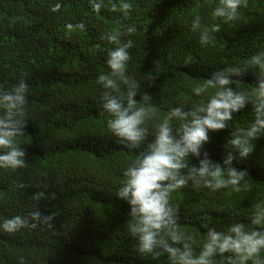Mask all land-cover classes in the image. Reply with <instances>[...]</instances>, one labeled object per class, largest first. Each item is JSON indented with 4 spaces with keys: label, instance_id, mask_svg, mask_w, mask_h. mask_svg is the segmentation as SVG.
<instances>
[{
    "label": "trees",
    "instance_id": "16d2710c",
    "mask_svg": "<svg viewBox=\"0 0 264 264\" xmlns=\"http://www.w3.org/2000/svg\"><path fill=\"white\" fill-rule=\"evenodd\" d=\"M121 2L0 0V86L10 89L20 79L29 86L28 121L19 138L26 166L0 170V221L33 208L42 215L56 213L51 231H0V264H19L21 257L25 264H168L167 258L151 261L132 252L129 208L115 196L134 153L112 142L99 106L102 89L96 81L109 71L107 51L115 47L102 37L117 27L116 20L136 27L122 37L134 43L127 71L141 83V92L153 96L162 118L181 103L187 109L200 101L193 89L212 71L242 65L264 51V0H248L234 22L211 16L218 0H126L132 5L126 14ZM94 3L103 6L96 11ZM196 16L203 26L220 25L206 45L200 44L199 32L191 31ZM149 74L155 75L153 81L147 80ZM255 74L232 87L250 91ZM251 111L246 106L228 129L209 133L202 152L221 162L230 132L247 127ZM253 143V153L233 164L247 170L250 179L239 193L189 187L173 194L183 230L197 241H203L202 225L227 231L237 220L247 224L245 217L264 202V136ZM189 162L197 160L190 157ZM18 182L28 187L16 188ZM38 191L44 197L33 201ZM233 210L241 215L234 217Z\"/></svg>",
    "mask_w": 264,
    "mask_h": 264
},
{
    "label": "clouds",
    "instance_id": "9594fccd",
    "mask_svg": "<svg viewBox=\"0 0 264 264\" xmlns=\"http://www.w3.org/2000/svg\"><path fill=\"white\" fill-rule=\"evenodd\" d=\"M247 4L248 0H218L211 16L234 22ZM102 6L93 4L96 11ZM120 8L126 14L132 5L122 0ZM115 23L117 27L102 37L115 46L107 51L105 63L109 71L100 74L96 83L102 89L99 106L102 114L107 115V134L113 143L134 153L115 193L129 208L126 229L128 237L135 241L132 252L151 261L167 258L168 264H264V202L255 205L251 215L245 217L247 224L237 220L227 231L202 225L206 230L202 242L183 230L179 205L173 203V194L189 187L197 192L230 188L239 193L242 183L245 188L248 186L247 170L233 164L248 158L254 151L253 141L264 136V51L242 65L212 71L202 85L193 89L194 95L202 98L200 101L187 109L181 103L158 118L153 96L141 92V83L127 71L134 43L132 39L122 42V37L135 33L136 27L121 26L119 20ZM79 27L82 29L84 25L81 23ZM219 30V24L203 26L199 16L191 22V31L199 32L201 45L210 43L212 34ZM190 60L191 57L186 59L185 66ZM253 71L255 82L249 86L250 91L232 87ZM154 79L152 74L147 77L148 81ZM28 87L24 79L10 89L0 86V170L16 171L26 166V152L19 138L25 136L28 121ZM248 105L253 119L247 127L230 132L223 145L222 161H213L206 151L202 152L210 140L209 133L228 129L234 114ZM190 157L197 163L190 164ZM14 186L28 187L21 182ZM43 197L44 192L38 191L31 199L39 201ZM55 215H42L33 208L25 215L0 221V231L6 234L22 229L51 231ZM232 215L238 217L241 213L233 210ZM19 264H25L22 257Z\"/></svg>",
    "mask_w": 264,
    "mask_h": 264
}]
</instances>
